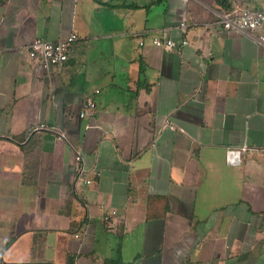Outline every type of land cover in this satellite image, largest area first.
<instances>
[{"label": "crops", "instance_id": "0c3cea01", "mask_svg": "<svg viewBox=\"0 0 264 264\" xmlns=\"http://www.w3.org/2000/svg\"><path fill=\"white\" fill-rule=\"evenodd\" d=\"M236 6L264 0H0V263L264 264V44L215 24Z\"/></svg>", "mask_w": 264, "mask_h": 264}, {"label": "built area", "instance_id": "2783aa9c", "mask_svg": "<svg viewBox=\"0 0 264 264\" xmlns=\"http://www.w3.org/2000/svg\"><path fill=\"white\" fill-rule=\"evenodd\" d=\"M217 21L215 24L222 26V30L228 32H239L254 36L256 40L264 44V6L261 9H254L249 7H232L226 10L216 12ZM180 27L186 31L187 25L185 16L183 17ZM259 32L261 35L255 36V33ZM79 39V34L75 31L71 32L65 39L59 41H50L44 38H35L28 46V53L31 60L38 66L42 67L46 71H50L53 66L61 65L69 59V53L72 45ZM153 44L158 47H164L169 50H179L182 46L189 43L188 39L182 41H176L171 38L168 32H164L162 35H154L152 37ZM141 45L144 41L140 42ZM86 107L90 109L96 108V103L92 97H87L85 100ZM86 111L81 112V116H84ZM39 130L56 131L57 129L49 126L45 123L40 124L35 128V132ZM59 138H66V136L59 131ZM74 151V163H75V186H91L102 173L95 169H88L85 163V158L81 150L73 147ZM242 149H228L227 159L229 164H238L241 160V153L245 151ZM118 211L112 209L109 212L103 214V221L109 228L113 227V218L117 216ZM79 236L78 234L76 235Z\"/></svg>", "mask_w": 264, "mask_h": 264}, {"label": "trees", "instance_id": "16d2710c", "mask_svg": "<svg viewBox=\"0 0 264 264\" xmlns=\"http://www.w3.org/2000/svg\"><path fill=\"white\" fill-rule=\"evenodd\" d=\"M1 262V261H0ZM0 264H2V263H0Z\"/></svg>", "mask_w": 264, "mask_h": 264}]
</instances>
